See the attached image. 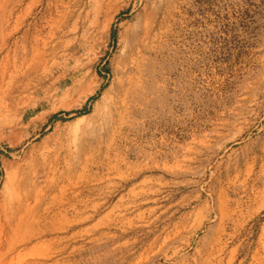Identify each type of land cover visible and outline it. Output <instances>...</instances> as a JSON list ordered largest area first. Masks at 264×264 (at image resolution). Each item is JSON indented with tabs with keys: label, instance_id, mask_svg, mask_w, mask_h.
<instances>
[{
	"label": "rangeland",
	"instance_id": "1",
	"mask_svg": "<svg viewBox=\"0 0 264 264\" xmlns=\"http://www.w3.org/2000/svg\"><path fill=\"white\" fill-rule=\"evenodd\" d=\"M23 178L45 264H264V0H0V208Z\"/></svg>",
	"mask_w": 264,
	"mask_h": 264
},
{
	"label": "bare ground",
	"instance_id": "2",
	"mask_svg": "<svg viewBox=\"0 0 264 264\" xmlns=\"http://www.w3.org/2000/svg\"><path fill=\"white\" fill-rule=\"evenodd\" d=\"M38 171L39 169H33V172H35L34 174H37ZM51 172L53 173V171ZM34 187H36V183L34 181L31 182L30 186H28L25 183V178H23L21 182L16 183L13 186L9 201H7L0 208V264H38L40 262L37 260L41 257L43 259L45 258V260L42 261L43 263L47 262L46 259L49 255V251L43 248L41 244H39V241L46 236L52 239L55 238V243H58V241L61 242V237L63 236V233L66 232V221L64 222L62 212L61 215L58 213L59 215L53 218L50 225L43 223L47 221V218L42 216V212L40 213L38 201L34 199L36 205L32 206V200L34 196H36ZM63 240H65V238ZM49 242L51 241L49 240Z\"/></svg>",
	"mask_w": 264,
	"mask_h": 264
},
{
	"label": "crops",
	"instance_id": "3",
	"mask_svg": "<svg viewBox=\"0 0 264 264\" xmlns=\"http://www.w3.org/2000/svg\"><path fill=\"white\" fill-rule=\"evenodd\" d=\"M38 105L36 104L35 106H34V108H36Z\"/></svg>",
	"mask_w": 264,
	"mask_h": 264
}]
</instances>
